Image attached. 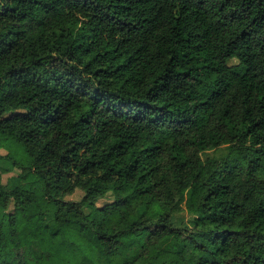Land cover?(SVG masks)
Instances as JSON below:
<instances>
[{
	"label": "trees",
	"instance_id": "obj_1",
	"mask_svg": "<svg viewBox=\"0 0 264 264\" xmlns=\"http://www.w3.org/2000/svg\"><path fill=\"white\" fill-rule=\"evenodd\" d=\"M3 142L0 264H264V0H0Z\"/></svg>",
	"mask_w": 264,
	"mask_h": 264
},
{
	"label": "rangeland",
	"instance_id": "obj_2",
	"mask_svg": "<svg viewBox=\"0 0 264 264\" xmlns=\"http://www.w3.org/2000/svg\"><path fill=\"white\" fill-rule=\"evenodd\" d=\"M228 63L230 65H235L237 64V60L231 59L229 60ZM9 151H12L14 155H17V157L24 159V155H23L24 153L22 154L21 151L17 149L15 150L14 146L8 145V143L3 142V145H1L0 147V162L1 163L3 162L2 164H5L4 157H6V154ZM228 152H229V145L223 144V145H220L219 147L203 152L201 156L204 160H206L207 158L222 159L228 154ZM19 172H20V169L17 167H14V168H11L9 172H4L0 174V182L2 183V186L4 189L9 190L13 188L14 186L21 183L20 179L18 178ZM82 194L83 192L77 189L74 193L64 196L63 199L65 201H77L81 198ZM111 198H112V195L108 194L106 197L102 198L98 202V204L101 205L103 203L109 202ZM183 206H184V203H183ZM1 214H3L2 209H0V215ZM191 219H192V215L185 208H183L181 211L173 214L172 223L174 224V226L183 229V228L191 226ZM75 237H78V235H75ZM81 253H82V244L79 246V250H78L79 256L72 255L70 253V249L68 248V249L63 250V252L60 255H58V257L65 258L70 264H79ZM135 263L136 262H134V264Z\"/></svg>",
	"mask_w": 264,
	"mask_h": 264
},
{
	"label": "crops",
	"instance_id": "obj_3",
	"mask_svg": "<svg viewBox=\"0 0 264 264\" xmlns=\"http://www.w3.org/2000/svg\"><path fill=\"white\" fill-rule=\"evenodd\" d=\"M2 163L0 162V167H2V168H10V164H9V162L7 160H5V164H2Z\"/></svg>",
	"mask_w": 264,
	"mask_h": 264
}]
</instances>
